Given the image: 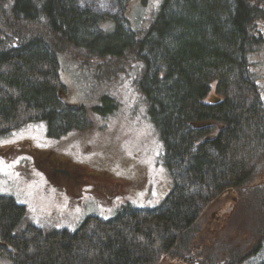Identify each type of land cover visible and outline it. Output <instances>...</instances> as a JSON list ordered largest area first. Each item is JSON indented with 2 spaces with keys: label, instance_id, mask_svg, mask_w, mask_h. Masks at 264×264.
<instances>
[{
  "label": "trees",
  "instance_id": "obj_1",
  "mask_svg": "<svg viewBox=\"0 0 264 264\" xmlns=\"http://www.w3.org/2000/svg\"><path fill=\"white\" fill-rule=\"evenodd\" d=\"M108 1L118 15L77 0H0V137L30 123H44L54 138L88 126L84 106L61 98V56L98 81L134 63L170 189L156 207L127 205L73 231L42 230L1 195V264H240L257 245L240 256L214 241L205 253L198 221L222 197L248 190L251 233H264V187L252 185L264 163V106L251 59L260 49L264 55V0H160L142 29L128 25L129 0ZM211 83L218 100L208 104Z\"/></svg>",
  "mask_w": 264,
  "mask_h": 264
},
{
  "label": "rangeland",
  "instance_id": "obj_2",
  "mask_svg": "<svg viewBox=\"0 0 264 264\" xmlns=\"http://www.w3.org/2000/svg\"><path fill=\"white\" fill-rule=\"evenodd\" d=\"M77 4L108 15L120 13L108 0H77ZM159 4L160 0H129L124 10L128 25L142 29ZM261 52L258 50L251 59L260 67L256 74L261 78L264 106ZM59 63L64 85L61 98L66 103L84 106L88 126L54 138L47 136L44 123H30L0 137V196H9L24 206L27 220L42 230L73 231L87 217L108 219L127 205L139 209L156 207L167 195L171 180L159 161L161 142L135 90V64H129L133 65L125 73L129 75L115 71L98 81L68 56H61ZM214 86L211 83L205 103L218 100ZM103 96L111 101L105 108L107 99ZM96 106L103 107V115L91 111ZM201 125L212 126L215 132L221 127L214 122ZM52 167L67 170L71 178L56 175ZM252 185L264 187V163ZM253 194L248 190L230 193V199L222 197L203 211L198 226L204 238L198 236L197 240L205 253L214 252L205 248L214 241L222 242V248L240 256L250 255L257 245L258 251L240 264L264 260V233L256 236L250 230L256 229L250 227L255 211L248 208ZM160 264L184 263L167 258Z\"/></svg>",
  "mask_w": 264,
  "mask_h": 264
},
{
  "label": "flooded vegetation",
  "instance_id": "obj_3",
  "mask_svg": "<svg viewBox=\"0 0 264 264\" xmlns=\"http://www.w3.org/2000/svg\"><path fill=\"white\" fill-rule=\"evenodd\" d=\"M50 169H51V171H52L53 173H55L56 175L61 174V175L64 176L65 178H68V179L71 178L70 174H69L68 171L65 170V169L57 168V167H52V168H50Z\"/></svg>",
  "mask_w": 264,
  "mask_h": 264
}]
</instances>
